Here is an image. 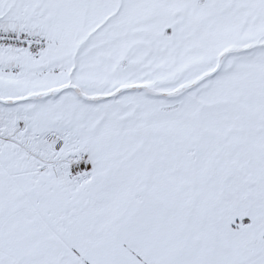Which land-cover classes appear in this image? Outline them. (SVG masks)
<instances>
[{
  "label": "snow or ice",
  "instance_id": "obj_1",
  "mask_svg": "<svg viewBox=\"0 0 264 264\" xmlns=\"http://www.w3.org/2000/svg\"><path fill=\"white\" fill-rule=\"evenodd\" d=\"M0 264H264V0H0Z\"/></svg>",
  "mask_w": 264,
  "mask_h": 264
}]
</instances>
